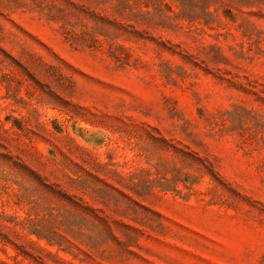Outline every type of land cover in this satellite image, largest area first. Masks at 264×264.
I'll list each match as a JSON object with an SVG mask.
<instances>
[{
	"label": "rangeland",
	"instance_id": "obj_1",
	"mask_svg": "<svg viewBox=\"0 0 264 264\" xmlns=\"http://www.w3.org/2000/svg\"><path fill=\"white\" fill-rule=\"evenodd\" d=\"M0 264H264V0H0Z\"/></svg>",
	"mask_w": 264,
	"mask_h": 264
}]
</instances>
